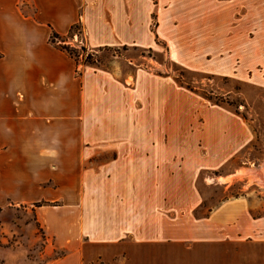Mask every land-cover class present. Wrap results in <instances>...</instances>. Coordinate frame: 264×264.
Returning <instances> with one entry per match:
<instances>
[{"label":"rangeland","instance_id":"374dc122","mask_svg":"<svg viewBox=\"0 0 264 264\" xmlns=\"http://www.w3.org/2000/svg\"><path fill=\"white\" fill-rule=\"evenodd\" d=\"M223 1L230 0H218L219 12L229 5L220 3ZM257 7L258 1L250 0L254 16L250 18L249 60L242 58L241 46L232 52V46L241 44L235 41L215 42L218 54L202 60L192 39L177 41L173 58L161 39L153 50L126 46L98 51L87 46L78 28L74 34L79 37L62 40L61 45L69 47L79 62V74L87 60L92 66L86 68L107 71L116 78L113 115L105 117L106 121L94 114L93 126L102 125L100 118L114 120L120 133L105 140L93 139L89 149H84V163L73 179L76 192L85 196V201L77 203L82 209L81 224H114L127 231L131 214H136L138 226L162 230L171 238L145 247L146 256L240 263L244 243L241 238L232 240L234 230H218L211 244L172 240L188 235L190 229L199 239L208 231L203 230L204 225L237 228L235 232L240 234L241 226L246 225L240 215L244 208H249L251 220L264 221V60L253 59L252 48L260 45L252 40V23L263 18L262 5ZM152 16L154 35L158 19L156 13ZM228 53L236 56L228 59ZM211 60L224 70L212 72L220 67L211 70ZM152 146L161 151L153 153ZM131 147L137 149L134 170L126 162ZM153 165L165 180L162 187L151 186L146 179ZM57 172L59 176L63 171ZM65 183L57 178L40 187L57 192ZM39 202H13L0 209V264H57L67 254L37 217L35 204ZM42 203L47 211L74 206L64 198ZM212 216L213 224L209 222ZM127 238L123 241L128 242Z\"/></svg>","mask_w":264,"mask_h":264},{"label":"crops","instance_id":"0c3cea01","mask_svg":"<svg viewBox=\"0 0 264 264\" xmlns=\"http://www.w3.org/2000/svg\"><path fill=\"white\" fill-rule=\"evenodd\" d=\"M257 1L258 7L262 5L259 10L263 18L252 23V40L260 43L252 47L253 59L264 60V0ZM220 3L229 4L224 6L225 11L219 12L218 0H0V209L13 202H54L64 198L73 203L58 211H47L42 202L35 204L37 217L47 225L48 235L67 252L57 264H264V221L251 220L249 208L240 212L246 222L241 226V235L235 232L237 228L204 225L203 230L208 231H203L199 239L190 229L188 235L172 240L211 244L218 230H234L232 240L241 238L244 243L240 263L205 257H153L144 255V248L169 242L171 238L164 231L138 226L136 214H131L127 231L114 224L84 226L77 203L85 201V196L76 192L77 185L73 183L88 144L95 138L105 140L120 133L114 120L106 122L105 118L111 117L116 108V78L86 65L79 74V62L50 43L52 33L66 36L80 24L87 46L98 51L126 46L153 50L161 39L168 45L171 58L177 41L192 39L202 60L218 54L215 42L235 41L241 44L232 46V52L241 46L242 58L249 60L250 18L254 16L250 0ZM154 13L158 27L152 35ZM208 42L211 46H207ZM225 56L229 59L236 55ZM216 67H220L218 71L213 70ZM210 68L212 72L224 70L213 61ZM94 114H101L106 121L100 118L102 125L93 126ZM152 147L153 153L161 151ZM136 154L137 149L131 147L126 158L133 170ZM58 170L63 171L59 176ZM151 171L148 183L162 187L165 180L159 177V167L153 165ZM57 178L66 180L57 192L40 187V183ZM61 189L67 192L66 198ZM214 219L212 216L209 222L213 224ZM125 236L128 242L123 241ZM124 253L128 257L123 259Z\"/></svg>","mask_w":264,"mask_h":264},{"label":"trees","instance_id":"16d2710c","mask_svg":"<svg viewBox=\"0 0 264 264\" xmlns=\"http://www.w3.org/2000/svg\"><path fill=\"white\" fill-rule=\"evenodd\" d=\"M78 28H80V30H81V25L80 24L74 25L70 29L69 33L66 36H61V35L57 34L56 32H53L52 35H51V38H50V43L52 45H54L55 47H57L61 51L65 52L67 55H69L71 58H73L77 63H78V60L75 59V57L73 56L72 52L70 51V48L66 47L64 45H61V44H63L61 42H62L63 39L74 38V36H78L79 37V35H77V34L75 35L74 34L75 30H77ZM83 51H85V48L83 49ZM83 64L84 65H88V66H92V63L90 61H87V60L83 61Z\"/></svg>","mask_w":264,"mask_h":264}]
</instances>
